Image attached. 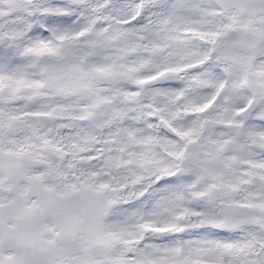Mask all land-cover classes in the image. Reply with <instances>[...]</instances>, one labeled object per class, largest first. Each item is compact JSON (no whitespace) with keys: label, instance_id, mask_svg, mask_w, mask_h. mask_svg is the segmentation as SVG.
Masks as SVG:
<instances>
[{"label":"snow or ice","instance_id":"6c2138e0","mask_svg":"<svg viewBox=\"0 0 264 264\" xmlns=\"http://www.w3.org/2000/svg\"><path fill=\"white\" fill-rule=\"evenodd\" d=\"M0 264H264V0H0Z\"/></svg>","mask_w":264,"mask_h":264}]
</instances>
